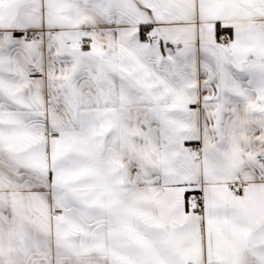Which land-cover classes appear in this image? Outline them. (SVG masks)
Segmentation results:
<instances>
[{"label": "snow or ice", "instance_id": "snow-or-ice-1", "mask_svg": "<svg viewBox=\"0 0 264 264\" xmlns=\"http://www.w3.org/2000/svg\"><path fill=\"white\" fill-rule=\"evenodd\" d=\"M0 264H264V0H0Z\"/></svg>", "mask_w": 264, "mask_h": 264}]
</instances>
